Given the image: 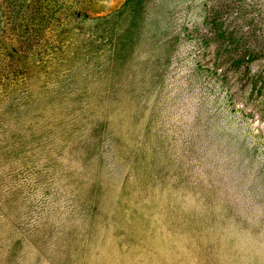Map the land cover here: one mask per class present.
<instances>
[{
	"label": "rangeland",
	"instance_id": "374dc122",
	"mask_svg": "<svg viewBox=\"0 0 264 264\" xmlns=\"http://www.w3.org/2000/svg\"><path fill=\"white\" fill-rule=\"evenodd\" d=\"M0 264H264V0H0Z\"/></svg>",
	"mask_w": 264,
	"mask_h": 264
}]
</instances>
